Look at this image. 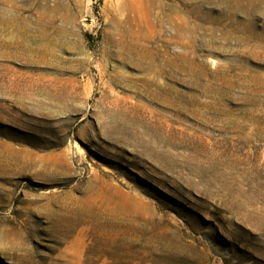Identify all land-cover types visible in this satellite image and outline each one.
I'll list each match as a JSON object with an SVG mask.
<instances>
[{
	"label": "rangeland",
	"instance_id": "1",
	"mask_svg": "<svg viewBox=\"0 0 264 264\" xmlns=\"http://www.w3.org/2000/svg\"><path fill=\"white\" fill-rule=\"evenodd\" d=\"M0 264H264V0H0Z\"/></svg>",
	"mask_w": 264,
	"mask_h": 264
},
{
	"label": "bare ground",
	"instance_id": "2",
	"mask_svg": "<svg viewBox=\"0 0 264 264\" xmlns=\"http://www.w3.org/2000/svg\"><path fill=\"white\" fill-rule=\"evenodd\" d=\"M178 33V32H177ZM179 36H180V34H179ZM178 36V39H182V38H180ZM184 38V37H183ZM179 43H181V41H179ZM187 44V42L185 43V45ZM177 58H179V59H181V58H184V56H182V55H178V56H174V58H173V60H172V62H171V66H174L175 65V60L177 59Z\"/></svg>",
	"mask_w": 264,
	"mask_h": 264
}]
</instances>
